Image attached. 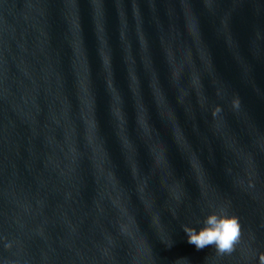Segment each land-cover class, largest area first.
<instances>
[{
    "label": "water",
    "instance_id": "obj_1",
    "mask_svg": "<svg viewBox=\"0 0 264 264\" xmlns=\"http://www.w3.org/2000/svg\"><path fill=\"white\" fill-rule=\"evenodd\" d=\"M222 207L241 244L198 250ZM261 253L264 0H0V264Z\"/></svg>",
    "mask_w": 264,
    "mask_h": 264
},
{
    "label": "clouds",
    "instance_id": "obj_2",
    "mask_svg": "<svg viewBox=\"0 0 264 264\" xmlns=\"http://www.w3.org/2000/svg\"><path fill=\"white\" fill-rule=\"evenodd\" d=\"M235 107L240 106L239 98L233 100ZM221 112V107L217 106L213 115ZM183 229L188 236V242L199 249L214 246L217 254L231 255L241 244L243 230L238 216L228 214L226 208L211 212L204 220V226L199 231L194 226L184 225ZM11 247V245H6ZM257 264H264V253L257 257Z\"/></svg>",
    "mask_w": 264,
    "mask_h": 264
}]
</instances>
